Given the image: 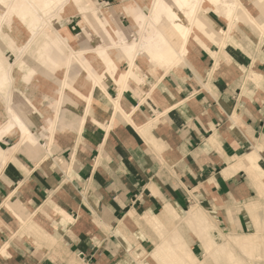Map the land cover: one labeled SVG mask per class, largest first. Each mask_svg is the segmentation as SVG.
I'll return each instance as SVG.
<instances>
[{
    "label": "crops",
    "instance_id": "1",
    "mask_svg": "<svg viewBox=\"0 0 264 264\" xmlns=\"http://www.w3.org/2000/svg\"><path fill=\"white\" fill-rule=\"evenodd\" d=\"M237 27L239 44L196 42L178 71L141 65L143 83L108 75L90 101L59 99L46 78L30 85L54 96L23 97L30 116L12 108L31 135L0 140V264H132L129 251L154 244L143 218L166 205H199L216 232L249 230L264 187V34ZM118 98L126 115L115 114Z\"/></svg>",
    "mask_w": 264,
    "mask_h": 264
},
{
    "label": "rangeland",
    "instance_id": "2",
    "mask_svg": "<svg viewBox=\"0 0 264 264\" xmlns=\"http://www.w3.org/2000/svg\"><path fill=\"white\" fill-rule=\"evenodd\" d=\"M191 1L174 0L175 8H163L157 14L152 11V0H0V118L4 119L8 116L6 111L10 115L9 120L0 126V140L16 129L22 131L23 137L31 135L29 127L23 131L14 123V116L17 113L13 108L19 111L22 109L19 101L21 99L24 101L23 97L27 98L26 101L32 106V100L28 97L30 94H36L40 100L53 97L54 95H51L47 89L37 91L29 89L30 85H45L43 83L45 78L60 85L53 91L57 96L59 95V99L64 93H70L76 99L87 101L90 100L94 87L104 84L108 75L117 82L127 83L128 79H124L122 73L130 69L129 43L134 42L133 45L136 46L143 45L149 32L142 37L146 38L144 43L136 42L135 38L138 39L146 33L147 26L149 28L153 26L152 28L156 30L170 31L168 22H174L176 30L168 37L169 41L165 48L167 58L173 55L171 43L179 40L181 32H188L191 24H196L188 36L193 40V44L203 43V40L218 42L219 38H225V31H228L231 25H234V29L238 31L239 19L236 11L243 8L241 4L228 0H207L210 4L207 6L209 9L203 10L196 1L193 3ZM205 5L201 6L205 7ZM254 5L255 1H248V4L245 2L247 8H252ZM258 6L263 9L259 10V13H264V2ZM256 14L252 16V22L262 32L260 33L262 37L264 29L259 22L261 16L258 19ZM147 16H151L152 19ZM166 17H170L171 20L167 21ZM224 18L228 21V27L218 29L217 22L226 26ZM240 20L245 21L246 18L241 17ZM239 35L238 31L234 34V39L228 42L239 43ZM152 39L155 37H148L149 42ZM252 40L256 41L253 37ZM109 53L112 57L107 58L106 55ZM155 59L158 60V57ZM122 60H124L123 68L120 66ZM137 62L138 72L144 75L145 69L141 65L146 67L148 60L142 56ZM184 62L178 57L171 70H180ZM95 67H101L104 72H100L98 68L94 69ZM135 82L141 83V80L136 79ZM69 84L73 85L72 90L68 88ZM120 101L119 98L114 100L115 114L126 115L116 104ZM27 105L25 107H29ZM25 107L22 111L30 116L31 111ZM49 123L51 128L54 121L49 119ZM249 161L252 163L253 159L250 158ZM261 182L264 185V179ZM256 199L249 209L252 226L247 231L216 232L211 216L200 207L199 209L206 216L203 223L187 229V227L182 228L179 219H176L163 224L161 228L151 226L154 236L153 246L143 252L136 246L129 251L128 256L132 264H140L141 259L149 257L151 253L160 255L158 246L171 239L170 244L180 245L181 250L183 248L181 246L184 245L186 249L188 244L189 253L181 259L173 258L172 255L169 259L163 255L159 256V264H192L189 254L195 257L194 260L197 262L194 264H264V187L263 191H259ZM12 210L19 215L14 208ZM179 214L184 216L185 211ZM176 234H179L177 241L173 240ZM194 241L202 244V250H196V254L192 251ZM206 243L210 244L208 252ZM97 264H105V262L100 260ZM149 264L158 263L152 259L149 260Z\"/></svg>",
    "mask_w": 264,
    "mask_h": 264
},
{
    "label": "bare ground",
    "instance_id": "3",
    "mask_svg": "<svg viewBox=\"0 0 264 264\" xmlns=\"http://www.w3.org/2000/svg\"><path fill=\"white\" fill-rule=\"evenodd\" d=\"M194 1H196V3L199 5V8H202L203 10H208L209 9V7H207V6L210 5V4H209V2H207V0H192L191 3H193ZM221 1H224V0H221ZM228 1L229 2L230 1H234L235 3H238V5L241 4L243 8L239 9L238 11H236V16L238 17L239 20L241 19V17H245L246 20L251 25L255 26V24L252 22L253 21L252 20V16L256 14V10H257L258 5L263 3L264 0H247V1H255V5L252 8H247L245 6L246 0H228ZM162 3H163L164 6L161 5ZM174 4H175L174 0H152V7L151 8H152V11H155L158 14V13L161 12V10L163 8H175ZM200 4L201 5L206 4V5L204 7V6H201ZM143 13L146 14L144 11H143ZM107 15H109V14H107ZM151 15H152V13H151ZM109 16H112V15H109ZM147 17L152 19L151 16H147ZM194 19L195 20L197 19V14L194 16ZM166 20L168 21V20H171V19H170V17L169 18L166 17ZM174 20H176V19H174ZM167 21H166V23H167ZM168 25H170V27H169L170 31H166V30H163V29L156 30V29L152 28L153 26L150 27V28L147 26L146 33H144L142 36H139L140 39L139 38L138 39L135 38L136 42L143 41V43H144V40L147 38L146 42L143 45L138 44L136 46V45H133L134 42L129 43L131 45L130 46V49H131V51H130L131 52V64H130V69L128 71L122 73V76L124 77V79H128V82L129 81L135 82L136 79L137 80L140 79L141 83H143L145 81V74L144 75L140 74L138 72V70H137V66L138 65H136V64H138L137 59L141 58L142 56H145L146 59L148 60V63L146 65V67L151 72H153L155 70L157 71V70L163 69L165 74L168 73L173 68V66L175 65L176 60L178 59V57L182 58L185 61L186 57H188L189 45H194L192 43L193 40H190V38L188 36H189L190 32L192 31L191 29L195 28L196 24L189 25V31L186 32V33L185 32H181V34L179 36V40H174L171 43V50H172L173 55L171 57L167 58L166 55H165V51H166L165 48H167V42L169 41L168 37L172 36L174 34L175 30H176V27L174 26V22H168ZM261 26L264 29V25H261ZM233 29H234V25H231L229 27L228 31L227 30L225 31V33H226L225 38L224 37L219 38L218 42H222V43H224L222 45H226L228 43V41H231V39H234V34L238 33V31L236 29H234V30ZM147 32H149V34ZM146 34H148V37H155V39H152L149 42L148 41V37L142 38L143 36H146ZM207 37H208V35H207ZM180 40H183V41H180ZM126 46H127V44H126ZM127 47H129V46H127ZM151 53L153 54V56L150 57ZM106 57L110 58L112 56L109 53V54L106 55ZM156 57H158V60L155 59ZM88 83H90V82H88ZM88 83H87V86H88ZM159 83H160V81H159ZM90 86H92V85L90 84ZM116 104L123 110V112H125L124 108H123V106L121 104V101H120V103H116ZM14 121H15L14 122L15 124H17L18 126L21 127V130L25 131L26 129H28V125L22 120V118L20 117L19 114H16L14 116ZM12 205H13V203H12ZM199 208H200L199 205H193L189 210L185 211L184 216H181L172 207V205H166L165 208H163V211L160 214L157 215V214H151L150 213L151 214L150 216H148V214H147V217L144 218L143 221L142 220H139V221L140 222L142 221L143 223H145V224H147L149 226H159L160 227V226H162L165 223H169V222H172V221H174L176 219H179V221H180L179 225H181L182 228L183 227H185V228L187 227V229H188V227L200 225L201 223H203V220L206 219L205 218L206 216L202 213V211ZM176 223H178V222H176ZM122 229H123V227H122ZM119 230H121V229H119ZM178 236H179V234L174 235L173 240L177 241ZM167 238H169V237H167ZM201 238L203 239L204 237L201 235ZM170 241H171V239L170 240L167 239L165 244H163L162 246H158L159 249H160V251H158L160 253V255L151 253L149 257H147L145 259L142 258L140 264H149V260L152 261V259H154V261H156L159 264V262H160L159 256H162V255L166 259H169V257H171L170 255H172L173 258L176 257L177 259L184 258L185 257L184 255H188V253H189V251H187L188 250V244H186L187 245L186 249H185L184 245L181 246V247H183L182 250H181L180 249V245L172 246L170 244L171 243ZM205 245H206V250L208 252V250L210 248V244L206 243ZM174 253L176 255H174ZM230 255H231V257H233L231 252H230ZM189 257L192 259V261H191L192 264L197 262L196 260H194L195 259L194 256H191L189 254Z\"/></svg>",
    "mask_w": 264,
    "mask_h": 264
}]
</instances>
